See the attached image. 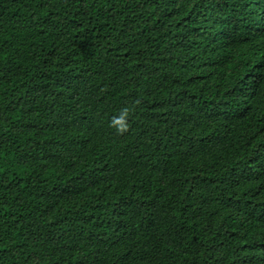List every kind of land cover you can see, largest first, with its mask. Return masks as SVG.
Returning <instances> with one entry per match:
<instances>
[{
  "label": "trees",
  "instance_id": "trees-1",
  "mask_svg": "<svg viewBox=\"0 0 264 264\" xmlns=\"http://www.w3.org/2000/svg\"><path fill=\"white\" fill-rule=\"evenodd\" d=\"M0 264H264V0H0Z\"/></svg>",
  "mask_w": 264,
  "mask_h": 264
},
{
  "label": "clouds",
  "instance_id": "clouds-1",
  "mask_svg": "<svg viewBox=\"0 0 264 264\" xmlns=\"http://www.w3.org/2000/svg\"><path fill=\"white\" fill-rule=\"evenodd\" d=\"M134 111V108H122L117 115L111 118L109 126L114 128L118 134L127 133L131 129L130 116Z\"/></svg>",
  "mask_w": 264,
  "mask_h": 264
}]
</instances>
